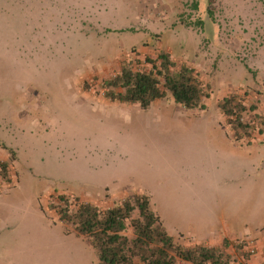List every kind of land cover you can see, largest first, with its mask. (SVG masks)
I'll return each mask as SVG.
<instances>
[{"label":"rangeland","instance_id":"obj_1","mask_svg":"<svg viewBox=\"0 0 264 264\" xmlns=\"http://www.w3.org/2000/svg\"><path fill=\"white\" fill-rule=\"evenodd\" d=\"M161 52L200 74L203 108L106 96L124 63L149 70ZM231 94L258 144L224 121ZM1 136L0 264H21L23 243L48 237L92 264L89 241L50 209L60 193L101 208L147 194L173 236L182 214L220 232L262 224L264 0H0Z\"/></svg>","mask_w":264,"mask_h":264},{"label":"trees","instance_id":"obj_2","mask_svg":"<svg viewBox=\"0 0 264 264\" xmlns=\"http://www.w3.org/2000/svg\"><path fill=\"white\" fill-rule=\"evenodd\" d=\"M149 70H139L133 62L124 63L118 73L104 80L105 94L113 102L138 104L148 110L152 104L171 94L188 110L203 108L207 86L191 66L176 67L167 52H161ZM227 124L238 138L251 135L252 122L244 119L247 106L231 94L220 102ZM2 168L6 169L3 163ZM6 175V173H4ZM79 196V195H78ZM50 204L66 233L83 237L91 244L93 264H234L235 258L222 246L186 245L177 241L166 229L153 209L150 196L134 194L112 207L60 193Z\"/></svg>","mask_w":264,"mask_h":264},{"label":"crops","instance_id":"obj_3","mask_svg":"<svg viewBox=\"0 0 264 264\" xmlns=\"http://www.w3.org/2000/svg\"><path fill=\"white\" fill-rule=\"evenodd\" d=\"M222 116L227 124L226 116L223 113ZM231 132L234 133V130H232ZM252 136L253 135L251 133L250 136H245L239 139V143H242V140L244 139V141L248 140L250 143L254 141L256 144H258V137ZM254 138H257V140H255ZM6 143V140L1 136L0 163H4V160H6L8 157L7 150L9 148H7ZM261 149L262 147H260V150L258 151L260 152ZM12 179L14 180L15 178ZM121 193L122 195H128L125 192ZM177 219H174V237L177 241H184V243H188V245L204 244L210 246H222L224 240L227 239L231 243L227 249L230 254H233V251L235 249L239 250L240 252L242 251L248 253H251L250 248L254 250L251 255L246 256L237 253L235 256L234 264H264V222L262 224L257 223L255 226H251L250 228L246 229L247 226H241V223L239 221H236L232 228H225L223 232H220L216 229H213V227H209L206 229L201 227V225L204 224L203 222L208 221V219H203L202 217H200V219H196V217L192 215L183 216L182 214V216H180V219ZM163 223L168 231L164 220ZM184 223L185 225H183ZM186 223L188 226H186ZM190 230L193 232H191ZM48 239L49 237L46 240H40L39 243H31L35 244L38 247L37 249L24 242L23 244L25 246L23 247V249L27 250H23L24 257H22L21 264H86L82 261L84 259L80 255L73 254L67 251L66 246H61L58 242H50ZM238 240H245L246 243H243L241 246L234 245V243H237ZM234 246L236 247L234 248Z\"/></svg>","mask_w":264,"mask_h":264},{"label":"built area","instance_id":"obj_4","mask_svg":"<svg viewBox=\"0 0 264 264\" xmlns=\"http://www.w3.org/2000/svg\"><path fill=\"white\" fill-rule=\"evenodd\" d=\"M250 252H251V253H253V252H254V250L250 248Z\"/></svg>","mask_w":264,"mask_h":264}]
</instances>
